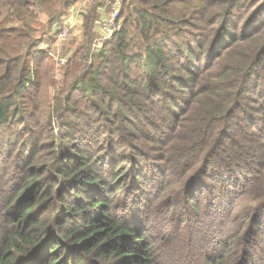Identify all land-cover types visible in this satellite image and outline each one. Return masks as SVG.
<instances>
[{
    "label": "trees",
    "instance_id": "1",
    "mask_svg": "<svg viewBox=\"0 0 264 264\" xmlns=\"http://www.w3.org/2000/svg\"><path fill=\"white\" fill-rule=\"evenodd\" d=\"M75 1L0 0V264H264V0H127L90 62L86 15L55 78Z\"/></svg>",
    "mask_w": 264,
    "mask_h": 264
},
{
    "label": "rangeland",
    "instance_id": "2",
    "mask_svg": "<svg viewBox=\"0 0 264 264\" xmlns=\"http://www.w3.org/2000/svg\"><path fill=\"white\" fill-rule=\"evenodd\" d=\"M80 1L82 2V0H76L72 5H77L78 3H80ZM127 0H125L126 2ZM72 5L70 6V8L72 7ZM108 0H102V3H100L99 5H94V2L93 1H90L89 4H87V8L85 10V12L83 13L84 16H82V19L80 18H76V19H73L70 22V26H71V30H73L75 32L74 35H72L71 33H69L66 37L64 38H58L57 37V31L55 30V23L57 21H61L62 18H65L67 14H69L68 12L70 11V8L68 10V12L63 15L59 20L57 21H54L53 24L51 25V29L49 31V35L52 36V40L51 39H47L46 37L43 38L42 41L38 42V48L40 49H44L46 50V54H47V59L45 61V64L46 63H49L51 64L52 66V71H53V77L55 78H59L60 75H61V72H62V69H63V66L65 65L67 59L70 57L71 53L73 52V48L74 46L76 45V43L81 39V34H82V29H83V24L85 22V17L86 15H90L91 14V17H92V23H91V40H90V43H89V56H87V61L90 62L94 56L93 54L95 52H97L95 49H93L92 45H93V42L95 40V38L98 37V34H101L100 31H99V28H98V25H99V21H100V17H101V12L99 9L102 8V11L103 10H107L108 7ZM177 7H179L180 5L177 3L176 4ZM99 8V9H98ZM74 15V14H73ZM42 20H45V16H41ZM120 21L122 23L123 19L121 17V14H120ZM66 22V21H65ZM75 22H81L80 25H76ZM101 30V29H100ZM54 37V39H53ZM100 49V48H99ZM51 71V72H52ZM49 92V96H51V94L53 95L54 94V90L53 88L50 87V89L48 90ZM53 106H54V102H53ZM55 107V106H54ZM56 113V111L54 112ZM53 120L55 122V118L53 116ZM199 193V191L197 192ZM198 198L196 199L197 201H200L202 202L203 198H202V192H200V194H198L197 196ZM211 216L212 214L216 213L217 210H218V206L216 204L212 205L211 206ZM149 213V212H147ZM221 212H217V216L220 215ZM147 216L149 217V219H147ZM211 216L207 219L205 218V222H208L210 221L211 219ZM213 217V216H212ZM154 216L149 213L146 215V222H147V230L146 231L149 235H152V239H153V242H156V244L158 245V249H157V258L160 260V262L164 263L166 261V255H165V252H163V249L159 246H163L162 245V240L159 241V237H158V232H159V228H154L152 225H150L152 223V220H153ZM145 225V224H144ZM185 229H190V226L189 225H184ZM263 227H264V223H263ZM158 230V231H156ZM165 234H174V231L172 230V227L171 225H166V229H165ZM181 238V237H180ZM182 239V238H181ZM182 247L181 249L184 247V251L185 249H187V252L188 253H185L183 257L179 258V260L177 261V264H200L198 263L196 257L194 256V252H192L190 248V246H193L194 248L195 247V244L189 239V243H182ZM199 244V242L197 243V245ZM185 245V246H184ZM187 245V246H186ZM178 247V246H177ZM189 247V248H188ZM171 254L174 253V251H170ZM186 252V251H185ZM263 261V260H262ZM263 264V262H262Z\"/></svg>",
    "mask_w": 264,
    "mask_h": 264
},
{
    "label": "built area",
    "instance_id": "3",
    "mask_svg": "<svg viewBox=\"0 0 264 264\" xmlns=\"http://www.w3.org/2000/svg\"><path fill=\"white\" fill-rule=\"evenodd\" d=\"M90 1L91 0H82V2L80 1V3H78L77 5H72L69 12L71 14H74V16H82L87 8V4H89ZM124 2L125 0H108V6H106L108 7L107 10L102 11V8H98L101 12V17L98 25L101 34H98V37L95 38L92 45L93 49H95L96 51L99 50L102 42L105 39L109 38L112 34L117 32L122 27L120 14ZM55 27L58 38H64L69 33H71L72 35L75 34V32L71 30L72 28L70 26V22L59 20L55 23Z\"/></svg>",
    "mask_w": 264,
    "mask_h": 264
},
{
    "label": "crops",
    "instance_id": "4",
    "mask_svg": "<svg viewBox=\"0 0 264 264\" xmlns=\"http://www.w3.org/2000/svg\"><path fill=\"white\" fill-rule=\"evenodd\" d=\"M68 13H69V14H67L65 18H62V20L69 22V21L72 20V18H73V19H76V18H80V19H82V16H84V15H82V16H74V15L71 14L70 12H68ZM75 17H76V18H75ZM75 24H76V25H80L81 22H75Z\"/></svg>",
    "mask_w": 264,
    "mask_h": 264
}]
</instances>
